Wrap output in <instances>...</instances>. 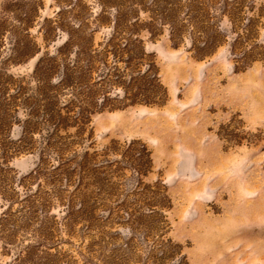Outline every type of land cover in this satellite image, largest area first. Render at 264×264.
Segmentation results:
<instances>
[{
	"label": "rangeland",
	"instance_id": "rangeland-1",
	"mask_svg": "<svg viewBox=\"0 0 264 264\" xmlns=\"http://www.w3.org/2000/svg\"><path fill=\"white\" fill-rule=\"evenodd\" d=\"M150 208L264 264V0H2L0 264H145Z\"/></svg>",
	"mask_w": 264,
	"mask_h": 264
},
{
	"label": "trees",
	"instance_id": "trees-1",
	"mask_svg": "<svg viewBox=\"0 0 264 264\" xmlns=\"http://www.w3.org/2000/svg\"><path fill=\"white\" fill-rule=\"evenodd\" d=\"M147 217L150 219L149 233L151 237L155 238L145 264H187L186 257L181 254L179 244H174L171 239L164 240L158 238L161 231H163L165 221L161 220L158 213L151 208ZM119 264L122 263L119 262Z\"/></svg>",
	"mask_w": 264,
	"mask_h": 264
},
{
	"label": "crops",
	"instance_id": "crops-1",
	"mask_svg": "<svg viewBox=\"0 0 264 264\" xmlns=\"http://www.w3.org/2000/svg\"><path fill=\"white\" fill-rule=\"evenodd\" d=\"M2 0H0V3H1Z\"/></svg>",
	"mask_w": 264,
	"mask_h": 264
}]
</instances>
